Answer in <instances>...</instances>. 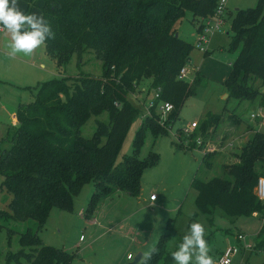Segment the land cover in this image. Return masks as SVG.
Instances as JSON below:
<instances>
[{
  "label": "trees",
  "instance_id": "trees-1",
  "mask_svg": "<svg viewBox=\"0 0 264 264\" xmlns=\"http://www.w3.org/2000/svg\"><path fill=\"white\" fill-rule=\"evenodd\" d=\"M41 1L42 16L55 33V38L44 46L56 67L63 68L74 55L81 63L85 54H93L102 63L103 73L100 78L81 75L40 84L36 99L19 106L18 125L0 147V190L12 195L10 213L0 211V218L33 220L39 230L52 209L72 212L75 198L89 182L94 184V193L87 218L116 191L139 196L143 173L159 163L154 154L147 161L138 157L141 133L150 128L156 137L166 129L158 124L157 109L152 108L151 117L144 120L136 134L134 154L116 163L141 110L131 97L138 92L147 98L157 91L155 104H172L169 123H174L194 94L193 85L198 80L190 84L179 79L192 46L175 36L177 24L187 10L193 21L199 22L197 32L201 35L204 22L214 16L220 0ZM231 29L232 49L241 44V50L225 81L229 97L238 104L260 97L264 107V0H259L254 9L238 11ZM149 78L151 84L143 93L141 84ZM104 112L109 114L110 123L98 122L94 136L84 138L82 127ZM220 121L221 115L209 112L202 126L210 129ZM217 152L203 153L202 163L207 169ZM229 159L232 162L222 165L223 177L193 179L191 188L196 192L198 212L210 223L217 210L230 218H264V203L256 193L258 180L264 177V133L250 135ZM170 239L168 234L157 242L159 253L150 264L175 263L166 249ZM20 244L21 251L9 255L7 264L13 260L19 264H72L74 258L64 249L42 244L38 233L31 230L21 236ZM254 246L255 251L264 252V225Z\"/></svg>",
  "mask_w": 264,
  "mask_h": 264
},
{
  "label": "rangeland",
  "instance_id": "rangeland-1",
  "mask_svg": "<svg viewBox=\"0 0 264 264\" xmlns=\"http://www.w3.org/2000/svg\"><path fill=\"white\" fill-rule=\"evenodd\" d=\"M258 4L259 0H227L221 27L218 30L204 31L203 35L197 32L199 22L193 21L191 13L187 10L184 11V16L177 24L178 36L192 46L189 61L185 66L188 72L186 81L193 84L197 77L198 80L193 85L194 94L186 101L171 128L160 131L156 137L150 128H144L141 133L138 157L147 161L150 155L154 154L159 159V163L147 168L141 177L143 193L148 197L157 194L160 206L158 210L144 211L146 221L143 227L146 230L139 232V240L142 242L151 234H159L161 237L170 234L171 239L166 249L172 253L178 249L181 240L189 230V225L192 222H201L206 227L205 239L210 248L209 255L213 257L214 264H217L226 247L229 244H235L236 235H247L249 240L255 243L264 225V218L257 216L230 218L221 210L215 212L213 221L210 223L205 215L198 212L195 204L196 192L191 188L194 178L209 180L213 177L224 176L222 165L232 162L228 161V157L238 150L243 141L238 129H233V127L241 125L240 131L244 133L250 124L255 126V123L264 121V119H258L252 122L249 118L251 110L255 109L254 103L243 102L239 106L235 99L229 97L225 87V81L232 73L233 64L241 50V44L235 50L232 49L233 19L238 11L254 9ZM18 7L24 11L22 4H18ZM24 12L41 16V12L30 5ZM217 21V17H213L211 24ZM202 37H204V45L200 43ZM200 48L205 49L206 52L201 51ZM43 57L45 62L39 66L42 77L40 83L31 85L33 87L48 80L64 77L76 78L81 75H90L100 78L103 73L102 63L93 54H85L81 63L74 55L63 68L56 67L46 49ZM151 81L152 79L149 78L141 84V88L144 89H142L143 93L148 91ZM37 92L36 88L25 89L24 93L28 101L22 103L33 102ZM136 95L142 96L139 93ZM153 95L154 93L151 92L146 99L147 103L152 100ZM135 101L133 102L137 104ZM147 109L148 107L141 106L138 116L122 143L116 163L134 154L136 134L144 122L142 116L147 113ZM2 111L0 107V115ZM208 112L221 115L218 127L207 129L202 126ZM98 122L108 125L110 123L109 114L104 112L91 117L82 127L81 135L87 139L92 138L98 129ZM192 123H198V129L189 138L182 135L181 131ZM231 135L234 136V141ZM197 141H201L202 147H197ZM204 150L205 152L218 151V155L210 159L209 169L205 166L206 164L202 163ZM1 182L0 177V184ZM93 193L94 184L89 182L75 198L72 212L52 209L40 230L33 220L17 222L10 217L0 218V264H7L9 255L21 251L20 239L28 230L38 233L42 244L64 249L73 255L72 264H131L137 253L133 250V260L127 261L128 252L122 241H119L117 250L109 252L103 258L99 250L95 251L94 247H88L92 240V226L86 217V210ZM11 201L12 195L5 190H0V211L9 214ZM122 202L124 203L125 200ZM80 211H83L85 215L79 214ZM196 214H198L197 217ZM81 236L86 239L85 242L80 241ZM102 259L105 261L102 262ZM10 264L19 263L13 260ZM191 264H195L194 257ZM232 264H264V252H241L232 259Z\"/></svg>",
  "mask_w": 264,
  "mask_h": 264
},
{
  "label": "crops",
  "instance_id": "crops-1",
  "mask_svg": "<svg viewBox=\"0 0 264 264\" xmlns=\"http://www.w3.org/2000/svg\"><path fill=\"white\" fill-rule=\"evenodd\" d=\"M41 3V0H17V4L24 6V11L30 5L36 7L41 12L39 7ZM9 42L10 34L6 29H3L0 33V107L3 110L2 115H0V147L5 145L4 141L8 137L9 132L18 125L17 113L19 106L21 104H28L22 103L28 101L24 93L25 89L31 90L39 86L33 87L31 85L40 83L42 74L39 66L45 62L43 57L45 55V46H41L31 56H25L23 53H20L15 58H10L7 55ZM252 102L255 109L251 110L249 119L254 122L251 119V114L256 113L259 109L264 110V107L261 106L260 97ZM242 104L240 103L239 106ZM260 123H255V126L250 124L244 133L240 131L241 125L233 127V129H238L243 141L240 143L238 150L231 154V157L243 147L250 135L255 132L264 133V121ZM243 124H246V122H243ZM231 138L234 141L233 135H231ZM229 158L228 161L230 160ZM122 200H125V202L123 203ZM154 209H160L158 197L156 201H150V197L144 196L143 189H141L137 197H130L119 191L112 193L107 199L101 201L94 215L88 218L92 226V240L88 247H94L95 251L99 250L101 258L109 252L117 250L119 248V241H122V244L127 249V255L133 254V250L136 253L147 251L161 239L159 234H151V238L144 239V242L139 240V232L146 230L143 227V223L146 221L144 211H153ZM79 214L85 215L83 211H80ZM85 241L86 239L81 242ZM101 261L104 262L105 260L102 259Z\"/></svg>",
  "mask_w": 264,
  "mask_h": 264
},
{
  "label": "clouds",
  "instance_id": "clouds-1",
  "mask_svg": "<svg viewBox=\"0 0 264 264\" xmlns=\"http://www.w3.org/2000/svg\"><path fill=\"white\" fill-rule=\"evenodd\" d=\"M0 26L10 34L7 55L15 58L17 54L33 55L37 49L46 44L49 39L55 38V33L47 19L35 13H25L18 7L17 0H0ZM156 197H153L155 201ZM206 236V227L201 222H192L183 242L176 251L171 253L175 264H191L193 257L195 264H214L209 255L210 248ZM159 249L152 246L139 254L135 264H150ZM132 259V257H130Z\"/></svg>",
  "mask_w": 264,
  "mask_h": 264
},
{
  "label": "built area",
  "instance_id": "built-area-1",
  "mask_svg": "<svg viewBox=\"0 0 264 264\" xmlns=\"http://www.w3.org/2000/svg\"><path fill=\"white\" fill-rule=\"evenodd\" d=\"M226 2H227V0H220L219 1L218 6H217L216 11H215V14L213 16V17H217L218 21L211 24V20L213 17L211 19L205 21L204 22V31L209 32L210 30H218L221 27V25L223 23V14L226 10ZM3 29L4 28L2 26H0V33L3 31ZM204 31H203V33H204ZM203 33L201 35H203ZM200 43H201V45H204V37H202V39L200 40ZM200 50L206 52V50L203 48H200ZM187 73L188 72H187L186 67L182 68L180 73H179V79L186 80L187 79ZM136 93H138V92H136ZM136 93L134 95H132L131 99L133 101L136 100L135 102H137L138 105L148 107L147 113L142 116V121L151 117V109L156 107L157 114L159 116L158 124L162 128H165V129L171 128L172 124L169 123V116L174 109L173 105L170 103H167V102H159L156 105L155 102L159 97V94L157 91H153L154 95H153L152 100L149 103L146 102V100H145L146 97H144L142 95L141 96L142 99H141V97H139V95H136ZM143 99L145 100L144 103L142 102ZM116 106H118V105L116 104ZM251 119L254 121L258 120V119H264V110L259 109V111H257L256 113L251 114ZM198 127H199L198 123H192L190 126H187L183 131H181V134L189 138L195 132V130L198 129ZM196 145L198 148L202 147L201 141H197ZM188 146H189V144H188ZM204 153H205V150H204ZM256 193H257L258 198L264 203V177L259 178L258 183H257V187H256ZM154 196L156 197L155 201L157 200V194H152L150 196V201H154L153 200ZM80 240L83 241L84 237L81 236ZM235 241H236L235 244H229L226 247V249L223 251L222 255L220 256L217 264H232V259L234 257H236L237 255H239L241 252L247 253L249 251H252V252L255 251V248H254L255 246L252 242L249 241L247 235L238 234L235 238ZM130 257H132V259H130ZM127 260L132 261L133 255L132 254L127 255Z\"/></svg>",
  "mask_w": 264,
  "mask_h": 264
},
{
  "label": "water",
  "instance_id": "water-1",
  "mask_svg": "<svg viewBox=\"0 0 264 264\" xmlns=\"http://www.w3.org/2000/svg\"><path fill=\"white\" fill-rule=\"evenodd\" d=\"M175 36L178 37V34H176ZM139 258H140V256H139V254H138V255L135 257L133 263H131V264H135V261H138Z\"/></svg>",
  "mask_w": 264,
  "mask_h": 264
}]
</instances>
